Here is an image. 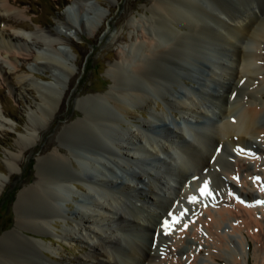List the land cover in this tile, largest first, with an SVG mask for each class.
<instances>
[{
    "label": "bare ground",
    "instance_id": "obj_1",
    "mask_svg": "<svg viewBox=\"0 0 264 264\" xmlns=\"http://www.w3.org/2000/svg\"><path fill=\"white\" fill-rule=\"evenodd\" d=\"M88 1L72 0L73 12H76L75 6H87ZM24 3V0H3L0 3V12L6 14V17L0 14V21L10 22L14 25L15 32L16 27L28 28L23 21V10L16 7ZM146 11L151 14L148 18L130 20L129 25L133 28L140 27L148 42L145 44L141 40L130 44V51L124 49L122 54L119 52L121 64L109 70V78L120 87L115 90L116 94L114 92L104 97L93 96L92 99L91 96L81 100L82 118L66 126L62 132L61 141L68 144L66 146L71 150V155L81 161V168H74L72 162L68 161L69 156L60 153L58 148L39 159L36 173L39 178L38 186L25 187L17 196L16 208L22 204L24 208L21 206L17 211L15 227L41 236L45 234L42 230L56 212L53 206L62 202L68 192L71 194L68 183L75 182V177H78L91 182V190L96 191L98 188L99 192L101 190L100 195L109 198L107 205H103L99 200L94 203L102 215L94 222L104 230L102 227L96 230L89 228L94 241L87 242L89 251L84 255V259L79 260V264H186V261L189 264H197V257L203 250H206L207 258L211 260L221 259L224 264H237L240 254L233 248L229 234L226 235V232L220 230L221 227L232 221L233 215L238 216L239 221L236 224L231 223V235L242 234L247 230L260 237L258 229H262L264 225V205H258L259 199H264V191L261 190L264 184V77L255 78V74L261 70L256 65L258 54L254 50L245 52L243 49H257L259 39L264 37V0H152L151 8L147 10L146 7ZM64 25L67 28L72 27L69 22ZM176 27L184 31L177 33ZM220 31L225 35L220 34ZM5 36L0 37V49L4 50L0 53H3L4 57L0 56L6 61L8 57H5V54L8 50L32 47L34 50L31 60L37 67L50 69V77L55 84L62 81V76L70 75L69 69L65 67L61 49L55 47L66 40L55 37L52 29L37 28L31 36L17 32ZM25 37L31 40L29 44ZM215 42L231 48L229 55L223 53L224 59L213 64L219 76L214 72L204 74L199 70V74L205 77V84L202 81L197 82L202 90L193 87L191 91H187L190 95L185 93L191 106L182 100L176 101L174 105L169 100L170 106L182 110L192 118L197 128L202 130L196 131L190 124L177 125L176 131L173 132L175 140H168L170 143L167 145L157 143L156 138L150 137L148 133L140 137L135 134L133 136L139 143L141 138L148 139L151 148L137 144L133 150L138 154L132 153L122 157L111 152L112 148L108 152L106 145L110 142L116 144L115 140L123 139L128 132L115 128L119 119L115 115H107L104 102L108 101L113 111L129 115L133 104L141 100L148 103L149 100L145 90L136 86L131 88L130 81L134 77L143 81L149 90L159 92L166 81L161 63H173L177 69H186L184 64L188 63L196 73V61L202 53L210 56L211 62L214 60ZM240 45L243 47L240 48ZM226 48L224 50L227 52ZM195 49L197 60H192L191 55ZM44 50L49 54L44 53ZM17 66L14 65L16 70ZM128 68L131 71L129 73ZM16 79L20 85L28 81L23 75H17ZM255 80H258L257 83H254ZM29 82L39 88L37 89L41 92V99L46 107L39 114H35L31 122L33 129H42L45 128L48 117H52L57 96L54 88L35 84L30 80ZM206 82L210 85L207 87L209 90L205 89ZM197 91L202 95L199 96ZM212 117L215 119L211 120ZM154 118L159 122L163 120V117ZM205 120L207 123H203ZM165 134L170 136V130L166 127ZM185 135H189L192 141H187ZM35 140L31 134V137L26 136V140H19L18 146L24 149L27 146L25 144ZM110 154L130 168L133 158L144 160V154L154 156L158 168L162 169L164 166L166 169L164 175L158 171L153 174L152 169L146 171L147 181L136 173L134 178H131L135 186L118 182L129 196H132V193L137 195L142 202L141 207H136L129 198L127 202L124 201L123 195L112 194L114 191L111 185L117 183L110 180L107 183L104 179L94 181L95 178L88 175L89 170H94L102 176H107V171L111 168L108 166ZM159 154L170 158L169 162ZM14 158L10 157L11 160L6 164L8 171L15 167ZM117 159H112L114 165L116 162L120 163ZM92 161H96L99 166L94 165ZM172 161L176 164L171 163ZM67 163L72 166L74 173L60 172L61 168L66 170ZM251 164L254 165L251 167ZM111 171L113 172V169ZM228 193H232L233 200H228ZM180 208L187 209L189 218L179 213ZM103 217L110 218L111 223L104 222ZM161 219H167L169 223L170 230L167 233L161 231V222L164 221H160ZM73 231L66 230V236L84 240L82 230H78L81 235L77 236L71 233ZM11 236L8 240L7 237L0 239V245L3 244L2 248H6L0 250V264H44L34 253L27 256L26 253L11 255V250H19L18 247L21 246L18 236L16 237L15 233ZM145 238L149 242H145ZM189 239L193 240L195 249L186 247L184 250L183 247L189 243ZM158 241L165 242L163 250L160 245H156ZM246 246L244 255L248 252L247 241ZM31 247L35 253L41 250L39 244H33ZM211 250L225 254L227 252L228 256L222 257Z\"/></svg>",
    "mask_w": 264,
    "mask_h": 264
},
{
    "label": "rangeland",
    "instance_id": "obj_2",
    "mask_svg": "<svg viewBox=\"0 0 264 264\" xmlns=\"http://www.w3.org/2000/svg\"><path fill=\"white\" fill-rule=\"evenodd\" d=\"M24 1L25 3L23 5L16 7L23 10V21L28 25V28L18 29V27H16V32L31 36V33L37 28L52 29L55 37L65 39L67 42L63 40V44L56 45L55 47L56 49H61L65 67L69 69L70 75L62 76V81L55 84L50 77L51 70L37 67L31 60L32 50H34L32 47L26 49L12 48L8 50L5 54V57H8L7 61L2 58L4 57L3 53H0L2 56H0V239L2 237H7L6 240L11 239L12 233H15L16 237L18 236L17 238L21 242V246L18 248L22 249L21 251L20 249L11 250L9 253L13 256L15 254L19 255L20 253L21 255H25L26 253L25 256L34 253L44 264H79V260L84 259V255L89 251L87 242L91 243L94 241L89 228L96 230L102 227L97 226L94 222L95 219L102 216L98 212L100 209H98L94 203L98 202V200L99 202H102L103 205H107L106 202L109 203V198L100 195L101 190L99 192V189L97 188L96 191H93L90 189L91 182L75 177V182L72 181L68 183V189L71 194H68V192L64 196L62 202L53 206L56 212H54V215L48 219V222L44 227L45 229L42 230L45 234L42 236L15 227L17 211L18 209H21V206L23 207L22 204L19 208L18 206L16 208L15 203L18 194L25 187L31 188L35 187V185L38 186L39 178L37 176L38 174H36L38 160L50 154L53 149L58 148L60 153L69 156L68 161L70 163L72 162L74 168H81V161H78L77 158L71 155V150L67 148L68 144H64L61 141L62 132L66 126L78 122L82 118L83 115L80 112L82 109L81 100L88 97L90 98L91 96L92 99L99 96L104 97L108 94L112 95L114 92V94H116L115 90L120 87L109 78V70L112 68L114 69L121 64L122 59L119 56L124 49L127 51L130 48V44L135 43L136 41L141 42V40L145 44L148 42L147 38H144L141 28L130 27L129 23L130 20L133 21V19L137 21L142 18H148L151 14L149 11H146V7L147 10L151 8L152 0H89L86 3L87 6H75L74 10L76 11V14L73 12L72 0ZM2 2L3 0H0V3ZM68 9L72 11L71 15L69 14ZM0 14L6 17L4 12H0ZM65 22H69L72 27H65ZM13 26L14 25L10 22L1 20L0 37L5 38V35L16 34ZM176 30L177 33L184 31L177 29V27ZM220 34L225 35L223 31H220ZM26 40L28 44L31 42L28 38H26ZM215 43L217 47H214V60L211 62L209 59L210 56L202 53L200 59L196 61V73L193 72L192 65L188 63L184 64L186 69H177L173 63H161L166 75V81L164 82L165 86L161 89L162 92L149 90L146 85H144L143 81L134 77L130 81L132 85H130L131 88L135 86L142 88L146 91V97L149 100L148 103H144L145 101L141 100L140 102L135 103L136 106L133 104L134 107L131 109L129 115L126 116L113 111L114 109H112L111 104L108 101L104 102L107 115H115V117L119 119L115 128L128 132L123 139H113L116 144L113 142L108 143L106 145L108 152H110V148H112L113 151L111 150V152H114V154L118 153L119 156L122 157L123 155L125 156L132 153L138 154V152L133 150L138 145H143L142 147H146L147 149L151 148L150 144L147 142L148 139L141 138V142L139 143L133 136L135 134L140 137L144 133H148L150 137L156 138L157 143L167 145L172 142V140H175L173 132L176 131L175 129L177 125H189V121L193 122L192 118L187 114H184L182 110L175 108L173 105L170 106L169 100L172 101L174 105H176V101L182 100L191 106V102L187 99L185 93H189L190 95V92L187 91H191L193 87L202 90L197 82H204L203 79L205 77L199 74V70H202V73L204 74L214 72L217 77L219 76V73L216 68H214L215 66H213V64L217 60H223L225 54L229 55L231 53V48L229 49L226 48V46L217 44V42ZM205 45H208L207 42H205ZM242 47L243 46L240 45V48ZM224 48L228 51L226 52ZM243 49L245 52L254 50L258 54L256 65L261 68V70L258 74H255V78L260 79L261 77H264V37L259 39L257 49L255 47H245ZM2 51L4 50L0 49V52ZM128 51H130V49ZM43 52L47 55L49 54L47 50H44ZM64 52H66V55H64ZM196 55L197 49L192 52L191 59L197 60L195 59ZM12 56H14V58L11 59ZM142 57L141 59H143ZM9 59L11 61H9ZM14 65H18L17 70ZM35 67L36 69H33ZM19 68L21 69L19 70ZM129 72H131L130 68H128L127 73ZM17 75L25 76L28 81L24 85H20L16 79ZM29 80L35 82V84L54 88L53 91L57 96L55 101L56 104L53 107L54 111L52 117H48V121L45 122V128L42 129H33L31 122H33L35 114H39L46 109V107L43 105L41 92L38 90L39 88L37 86L35 87L34 84L31 85ZM257 81L258 80H255L254 83H257ZM207 82L205 89L209 90L207 87L210 85H208ZM27 83L30 84L28 85ZM172 89L179 92L175 93ZM197 92L199 96L202 95L200 91ZM198 95L195 96L199 97ZM233 98H235V96ZM156 116L163 117L162 122H159L157 118H154ZM178 121H181V123H178ZM194 126L197 127V125ZM165 127L170 130L169 137L165 134ZM31 134H33L34 140H36L33 143L29 142L25 144L27 146L24 145L25 148L21 149L18 146L19 140L22 138L26 140V136L31 137ZM168 140L171 141L168 143ZM159 155L169 162L170 158L166 155ZM10 157H16L14 159L17 160H15V167L12 171H8L6 168V164L11 160ZM109 157L108 166L111 168L108 169L107 176H102L94 170H89L88 175H90V177L92 175L91 178H95L94 181H97L96 179H104L103 181L107 183L110 181L117 183L116 185H111L112 191H114L112 194L123 195L124 201L127 202L129 198L136 207H141L142 202L138 199L137 195L132 193V196H129L127 191H125L118 182H124L125 184L135 186V183L131 181V178L133 179L136 173L140 175L142 179L147 181L148 176L145 173L146 171L152 169L153 171L151 172L153 174L158 171L159 173L162 172L161 175H164L166 169L164 166L163 168L161 167L162 169H159V165L154 156H146V154H144V160H141V158H138L139 160L134 158L132 160L130 159L132 161L131 168L126 163L120 162L115 155L110 154ZM113 158L115 161L117 159V161L120 162V165L116 162L115 166L112 162ZM92 163L99 166L96 161H92ZM171 163L174 162L172 161ZM253 165L254 164H251V167ZM65 168L66 170L61 168L60 172L65 173V171H70L71 173H74L73 168L72 166H69V163L66 164ZM112 169L114 173L111 171ZM113 174L116 176H113ZM135 182L137 183V181ZM262 187L264 188V184ZM236 188L241 191L238 185H236ZM205 190H207V188ZM228 194V200H233L232 193ZM258 196L263 197L259 194ZM86 200L90 201L88 202ZM86 202L89 204L88 206H86ZM258 205H264L263 198L262 200L259 199ZM179 213L184 217L189 218L188 211L186 213L179 211ZM238 218V216L233 215L231 217L232 221L227 222V224L225 223L220 229L226 232V235L229 234L228 237L233 241V248L240 254V261L237 264H264V225L262 229H258L260 237L255 236L247 230H244L242 234L235 233L231 235L230 231H232V224H236L239 221ZM108 221L111 223L110 218L105 217L104 222L107 223ZM160 221H162L161 231L167 233L170 230L167 219H161ZM112 225L111 227H114ZM101 229L104 230L103 227ZM66 230H74V233H71L75 236L81 235L78 230H82L84 240H78L76 237H67L66 234L68 232H66ZM246 241L248 242V252L244 255V252L247 251ZM145 242H149V240L147 241V238H145ZM188 242L189 245L185 244L183 249L185 250L186 247L187 249H195V245H192L193 240L189 239ZM33 244L40 245L41 250H39L38 253H35L31 249V245ZM164 244L165 242L162 243V241L156 242V245H160L162 250ZM2 245H0V250L6 249L2 248ZM211 251L222 257L228 256L227 252L225 254L221 251L217 252V250ZM186 262V264H189L188 261ZM197 264L224 263L221 259L211 260L207 258V252L206 250H203L201 251V255L197 257Z\"/></svg>",
    "mask_w": 264,
    "mask_h": 264
},
{
    "label": "snow or ice",
    "instance_id": "obj_3",
    "mask_svg": "<svg viewBox=\"0 0 264 264\" xmlns=\"http://www.w3.org/2000/svg\"><path fill=\"white\" fill-rule=\"evenodd\" d=\"M261 190H264V188H262Z\"/></svg>",
    "mask_w": 264,
    "mask_h": 264
}]
</instances>
